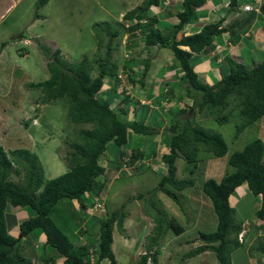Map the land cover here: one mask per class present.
<instances>
[{"label": "rangeland", "instance_id": "1", "mask_svg": "<svg viewBox=\"0 0 264 264\" xmlns=\"http://www.w3.org/2000/svg\"><path fill=\"white\" fill-rule=\"evenodd\" d=\"M14 1L15 3L12 0H0V145L4 151L25 148L33 152L39 159L46 180L65 171H56L59 168L56 165L60 166V163L62 167L66 166L62 156L72 150L70 142L75 138L76 130L90 126L69 121L63 99L42 104L39 101L40 90L25 85L43 81L49 75L45 68L47 58L42 51L43 46L50 50L58 49L61 59L70 64L86 59L91 67L89 79L97 73L99 61H105L107 67H114V74L105 75L103 79V83L109 86L105 88L107 95L99 91L95 96L102 99L107 96L111 100L109 107L112 111L119 114L117 109L123 107L125 119L143 120L152 132L151 135H144L128 131L127 142L122 147L107 145L100 159L104 173L96 178L103 182L97 199L93 198V193L85 196L88 209L78 211L73 206L76 204H72V199L62 198L50 209L49 218L75 245L78 241L88 246L90 264H108L107 260L95 262V234L100 219H104L108 212L121 205L127 214L122 222L123 233H119L114 225L111 229L113 239L110 248L116 264H137L142 254L153 255L154 252L155 264H214V253L208 251L191 258L185 256L190 249L201 244L199 232L212 231L216 224L210 199L201 191L200 186L208 178L218 181L232 172L233 167L228 164V157L241 150L252 139L262 141L261 160L264 162V115L246 125L235 136L236 126L242 119L236 112V99H230L225 109L217 112V115L226 114L223 122L216 121L215 114L207 106L200 111L197 108L190 111L188 105L191 104V98L183 92L184 82L180 79L179 84H174L176 81L169 78L173 67L160 70L169 60L173 61L170 50L156 44L144 46L139 39V26L131 31L127 30L131 20H123V14L135 4L139 5L142 0H45L42 5L38 4V0ZM155 9L153 7L152 11ZM114 30L117 34L110 35ZM142 32H147V29H142ZM215 49L211 51V55L217 54V64L211 65L215 66V72L209 76V85H213L226 68L222 58L225 49ZM252 52L256 53L254 50ZM129 54L138 60L132 69L125 66V56H130ZM258 55L256 61L251 59L254 63L261 60V53ZM145 58L150 61L142 76L147 86L144 93H140L132 86V82L135 80L134 76L139 78L142 75L140 61ZM231 58L239 60V57ZM160 71L163 72L162 77ZM181 75L180 72L175 74L176 77ZM171 83L174 85L171 86ZM164 84L166 92H159L157 88L151 91L153 86L159 88L164 87ZM127 93L129 99L123 100ZM154 96H160V100H154ZM181 109L184 110L183 113H180ZM191 114L194 115L193 125L197 124L206 131L220 134L227 149L222 156L216 157L199 146L196 168L191 175L187 173L185 161L176 158L175 177L191 178L193 185L178 191V202H174L159 190H154L159 177L165 173V165L159 158L167 151L165 136L169 134V126L173 120ZM119 150L123 151V156H117ZM136 150L142 152L141 156L134 163L129 162V155ZM114 162L118 163V167H115ZM10 179L16 182L18 176L11 174ZM239 186L246 191L245 183ZM236 190L239 192V187L231 194ZM246 194L237 203L239 209L234 199L228 197V204L234 210V220L243 224L245 218L250 223L249 230L253 228L246 242L230 253L231 264H250L247 247L253 242L264 243V227L259 230L256 224H252L259 198L249 191ZM6 207L7 231L12 223L17 225V220L33 214L28 207H13L16 210L12 215V206ZM158 209L162 210L163 215L159 212L157 216L162 215L170 225L157 244L150 245L146 236L152 231V214L158 213ZM9 234L16 236L18 233ZM80 235L82 239L78 238ZM232 237L229 235L230 241ZM38 240L39 238L29 234L15 244V250L30 264L31 260L34 261L33 264H43L42 259L52 257L53 253L56 258L59 257L53 249L42 245ZM147 246L149 250H146ZM262 261L264 262V258ZM145 264H150L149 257Z\"/></svg>", "mask_w": 264, "mask_h": 264}, {"label": "trees", "instance_id": "2", "mask_svg": "<svg viewBox=\"0 0 264 264\" xmlns=\"http://www.w3.org/2000/svg\"><path fill=\"white\" fill-rule=\"evenodd\" d=\"M234 1L229 0V3L232 5ZM44 2L45 0H38L39 5ZM159 2V0H142L133 9L124 12L123 20H131L127 30L131 31L133 26H139L141 32L139 39L144 46L156 44L158 47L170 50L173 63L176 62L182 70L180 79L184 82L185 95L191 98V104L188 105L190 111L194 108L200 111L207 106L215 114L214 119L223 122L226 120V114L217 115V112L225 109L230 99H236V112L242 118L236 126L234 134L236 136L246 125L264 115V57L258 63L252 62L249 66L223 57L227 72L222 74L213 85L201 82L190 63V56L192 53L206 52L213 48L211 44L213 37L221 31L220 21L203 24L197 32L181 34L177 38L183 25L196 17L195 8L204 0H181V10L175 15L176 22L164 30L154 26L157 19L150 13L151 8L157 7ZM259 9L264 13V2L260 4ZM142 19L144 21L140 23L139 20ZM145 28L147 32L143 33L142 29ZM116 34L117 31L114 30L110 35ZM42 51L47 58L45 68L49 75L43 81L25 85L40 90L39 101L42 104L63 99L69 121L90 126L76 130L75 138L70 142L72 150H68L66 155L62 156L66 163V170L46 180L43 177V168L39 159L33 152L25 148L4 151L0 145V264H29V261L15 250V244L30 231L42 234L43 245L50 247L63 257L61 264H90L88 246L78 241L75 245V242L49 218V211L62 198L74 199L78 209H86L85 196L90 193L97 196L103 185V182L96 178L104 173L100 159L107 145L122 147L127 142L128 131L144 135H151L152 132L143 120L125 119L123 117L125 110L121 107L117 109L119 114L112 111L109 107L111 100L107 96L105 99L95 96L99 91L102 93L103 78L105 75H113L114 67H107L105 61H99L97 73L89 79L91 67L86 59L70 64L61 59L58 49L50 50L43 46ZM136 62L138 60L136 61L134 55H131L127 58L125 66L132 69ZM140 62L143 67L140 76H144L149 59L145 58ZM139 82L142 84L141 79ZM164 89L165 86L157 87L159 92L164 93ZM123 99H129V94H125ZM153 99L159 101L160 96H154ZM179 111L183 113L184 110ZM193 118L194 115L191 114L185 118L173 120L169 126V134L165 136L167 151L163 152L159 158L165 165V173L159 177L154 190H159L174 202H178V191L193 185L191 178L175 177L176 158L179 157L185 161V166L188 167L187 173L191 175L196 168L198 159L196 152L199 146L216 157L222 156L227 149L220 134L206 131L197 124L193 125ZM141 154L140 151H132L129 162L134 163ZM262 154V141L258 138L252 139L241 150L231 153L228 157L227 162L233 167L232 172L222 176L218 181L211 178L203 181L200 189L210 199L216 224L212 231L199 232L201 244L195 249H190L185 256L208 250L214 253L216 264H231L230 253L242 243L239 244L235 239L239 226L233 221L234 210L228 204V197L242 183L246 184L247 190L253 196L259 198L254 215L258 221V227L261 228L264 221ZM117 156H123V151L119 150ZM114 163L115 167H118V163ZM11 174L18 176L16 182L10 179ZM137 196L140 197V194ZM151 203L149 202V206ZM7 205L15 208L28 207L33 212L31 216L18 223V236H12L7 231L4 214ZM122 207L123 205L108 212L106 217L99 221L94 246L96 248L95 262L107 260L108 264H116L110 248L111 229L114 225L119 233H123L122 222L127 214ZM159 212L163 215L161 209H158V213L152 214L154 226L146 236L150 245H156L158 239L164 236L167 226L170 225L169 222L164 221L162 215L157 216ZM229 235L233 236L232 241L229 240ZM145 248L149 250L148 246ZM246 252L251 264H264L262 261L264 243L254 244L253 242L247 247ZM154 254H142L137 264H145L148 257L150 264H155ZM50 261L54 264V258H50Z\"/></svg>", "mask_w": 264, "mask_h": 264}, {"label": "crops", "instance_id": "3", "mask_svg": "<svg viewBox=\"0 0 264 264\" xmlns=\"http://www.w3.org/2000/svg\"><path fill=\"white\" fill-rule=\"evenodd\" d=\"M245 1L247 0H235L234 4L231 5L229 3V0H204V2H202L200 6L195 8L196 17H193V20L185 23L181 29V32L178 33L177 38H179L181 34L187 35V34L197 32L203 24L212 23L218 20L220 21L221 31L213 37V40L211 42L213 48L206 52L192 53L190 56V62L194 68V71L196 72L199 80L202 81L203 83L206 82L208 84L209 76H211L212 73L215 72V66L214 67L211 66L213 63L217 64L216 63L217 57H218L217 54L215 53L211 55V51L214 50V48H216L215 51H220L221 49H225V52H223V54L225 55L223 57H226V58L233 57L234 59L236 57H239L238 61H240L242 64L247 65V66H249L247 63L251 64L253 62L251 60L252 58L255 61L257 60V58L259 57L258 55L259 53H261L262 58L264 57V13L259 11L260 12L259 13L260 15H259V14H255V12H252V11H243L239 6V2L242 3ZM259 1L261 3L264 2V0H259ZM12 3H15V1L12 0ZM180 3H181V0H161L158 6L155 7L156 9L154 12L152 11L153 8H151V11H150L151 15L156 17L157 19L156 22L154 23L155 24L154 26L160 30H164L166 27L175 23L177 20L175 16L176 12L181 10ZM134 7H136V4L133 6V8ZM131 9H128V10H131ZM133 28H135V26H133ZM216 46H221V48L219 47L217 48ZM253 50L258 54L252 52ZM171 62L172 61L169 60L164 66H161L160 70L163 71L167 67L168 68L172 67L173 65ZM161 71L159 73L160 77H162L163 75V72ZM174 72L175 70L169 73V78H173L174 80L173 79L171 80L176 81V83L174 84H179L180 77H176L175 74L177 73H174ZM225 72H227V66L226 68L223 69V74ZM134 78L135 80L132 82L133 83L132 86H135L134 88L136 89V91H139L140 93H144V91L146 90L147 82H145L142 76H140L139 78L134 76ZM140 79L144 80L142 84H140L139 82ZM174 84L171 83L170 85L173 86ZM106 87L109 88L108 85L103 84L102 93H104L105 95H107V90H105ZM155 88L157 87L153 86L151 91H153ZM123 100H128V99H123ZM121 108L123 109V107ZM59 165L60 166H58V164L56 165V167H59L58 170L56 171L66 170V166L62 167L60 163ZM54 170L55 168L53 169V171ZM238 187H239V192L236 190L235 193L229 195V197L234 199V202L239 209V205L237 203L240 202L241 199H243L245 196H247L246 193H248V190L246 189L245 191L240 186ZM87 196L89 195L87 194ZM93 198L97 199V196H93ZM72 200H73L72 204L73 203L76 204L73 206L76 207L78 211H83V210L78 209L77 202L74 199ZM6 208L7 207H5V209ZM16 209H19V208H16ZM16 209L12 207V212H11L12 215L13 213H15L14 210ZM87 209L88 208H86V210ZM4 214L6 216L7 213L4 212ZM254 220L255 221H253V224L257 225L258 221L256 219ZM18 221L20 222L21 220H17V222ZM18 223L17 225L12 223L11 226H8L9 227L8 233L16 232L17 234L19 232ZM263 224H264V221H263ZM15 227H17L18 232H17V229L15 230ZM259 230H261V228H259ZM29 234H32L33 237L35 238H39L38 241H40V243L43 245L44 238L42 234L34 233L32 231H30L27 235ZM27 235L22 237V239L27 237ZM12 236H15V235H12ZM95 236H97V234H95ZM78 238L82 239L83 237H81L80 235V237L78 236ZM50 258H54V264H56L57 262L61 264L63 260V257L59 256L56 258L53 253L52 257H48V258L44 257L42 259V263L52 264L50 261ZM31 261L33 264V260Z\"/></svg>", "mask_w": 264, "mask_h": 264}, {"label": "clouds", "instance_id": "4", "mask_svg": "<svg viewBox=\"0 0 264 264\" xmlns=\"http://www.w3.org/2000/svg\"><path fill=\"white\" fill-rule=\"evenodd\" d=\"M159 1H161V0H159ZM160 3V2H159ZM260 1L259 0H257V1H255V0H247V1H245V2H239V6H240V8L243 10V11H252V12H255V14H259L260 12H261V10L259 9V6H260ZM249 5L250 6V8L249 9H243V6L244 5ZM252 4H254V5H252ZM260 11V12H259ZM260 15V14H259ZM144 20L142 19V20H139V22H143ZM219 21V20H218ZM216 22V21H215ZM212 23H214V22H212ZM220 27V26H219ZM146 33V32H145ZM130 55V54H129ZM131 56V55H130ZM130 56H128V55H126L125 57H127V58H129ZM172 63V67H174L173 68V71L175 70V72L174 73H181L182 74V70H181V68L177 65V63L176 62H174L173 63V61L171 62ZM191 63V62H190ZM193 70H194V68H193ZM196 73V72H195ZM107 76V75H106ZM104 79V78H103ZM199 79V78H198ZM202 82V81H201ZM207 84V83H206ZM165 85V84H164ZM166 89H167V87H166V85H165V89H164V91L166 92ZM185 98H187V97H185ZM187 100V99H186ZM234 216V215H233ZM233 221H234V223L235 224H238V226H239V230H238V232L235 234V239H236V241L240 244V243H242V245H243V243H245L246 242V239H247V236H248V234H249V232L251 231V229H253V228H251L250 230H249V227H250V223H249V221L248 220H246L245 218L243 219V224H241V222H240V224L239 223H237L235 220H234V218H233ZM252 224H253V221H252ZM263 227H264V224L261 226V230H263ZM258 228V227H257ZM242 232H243V234H242ZM16 236H18V234L16 235ZM244 237V238H243ZM196 248V247H195ZM194 248V249H195ZM192 250V249H191ZM204 251H208V250H203V251H201V252H204ZM201 252H199V253H197V254H194V255H192V256H190V258L191 257H194V256H197V255H199ZM208 252H210V253H213V252H211V251H208ZM247 256H248V254H247ZM264 258V257H263ZM34 262V261H33ZM215 263H216V261H215ZM214 263V264H215ZM32 264V263H31Z\"/></svg>", "mask_w": 264, "mask_h": 264}, {"label": "built area", "instance_id": "5", "mask_svg": "<svg viewBox=\"0 0 264 264\" xmlns=\"http://www.w3.org/2000/svg\"><path fill=\"white\" fill-rule=\"evenodd\" d=\"M255 1H257V0H255ZM249 8H250V6L248 4L243 6V9H246L247 10Z\"/></svg>", "mask_w": 264, "mask_h": 264}]
</instances>
